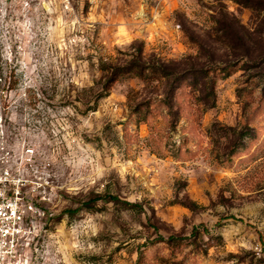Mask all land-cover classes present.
<instances>
[{
	"label": "rangeland",
	"instance_id": "1",
	"mask_svg": "<svg viewBox=\"0 0 264 264\" xmlns=\"http://www.w3.org/2000/svg\"><path fill=\"white\" fill-rule=\"evenodd\" d=\"M138 56L174 75L128 74L97 100L104 65ZM4 168L39 211L20 264H264V10L0 0Z\"/></svg>",
	"mask_w": 264,
	"mask_h": 264
},
{
	"label": "built area",
	"instance_id": "2",
	"mask_svg": "<svg viewBox=\"0 0 264 264\" xmlns=\"http://www.w3.org/2000/svg\"><path fill=\"white\" fill-rule=\"evenodd\" d=\"M27 182L8 168L0 171V264H20L26 240L34 234L39 211L24 199L21 184Z\"/></svg>",
	"mask_w": 264,
	"mask_h": 264
},
{
	"label": "trees",
	"instance_id": "3",
	"mask_svg": "<svg viewBox=\"0 0 264 264\" xmlns=\"http://www.w3.org/2000/svg\"><path fill=\"white\" fill-rule=\"evenodd\" d=\"M239 3L243 5H247V7H250L252 9H257V10H264V0H236ZM257 3V4H256ZM140 56L136 57L133 61H131L128 65L126 66H120V67H115L112 68L111 66H105L103 69H106V71H111L109 73V77L107 80L103 83L102 88L100 90H97L95 97L97 100L104 98L107 94L108 91L111 89L112 85L121 79V77L132 74L135 75L145 81L148 80H162V79H167L170 78L172 75H174V72H172L166 65L164 64H158V63H146L139 58ZM236 63H225L222 65L223 71L226 73L225 75L228 76L230 75L236 68H234ZM113 69V70H112ZM195 71V70H194ZM183 84L179 86V88L182 87ZM173 91V90H172ZM164 103L163 98H156L154 99L153 103H151L150 109L148 111H151L154 107H158L160 104ZM108 201H112L115 204H123L125 208L127 209H132L138 207V204H133L131 202H122L118 196L116 195H111L109 194L108 196H105ZM96 201V198L93 197L90 199V201L86 204V207L88 209H94L96 206L94 205V202ZM187 206L195 210L198 206L195 202H192L191 204H187ZM194 241H192V245L194 247V251L200 252V244L198 243L197 236H198V231H194ZM185 238L182 236H170L169 238H161L159 241L164 242L167 244L169 247L172 248H179L180 246H184ZM166 264H168L166 262Z\"/></svg>",
	"mask_w": 264,
	"mask_h": 264
}]
</instances>
